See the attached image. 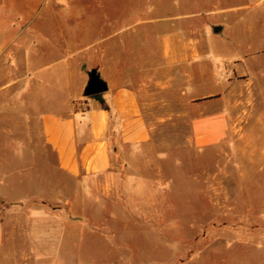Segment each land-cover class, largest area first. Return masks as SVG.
Listing matches in <instances>:
<instances>
[{
	"label": "rangeland",
	"instance_id": "obj_1",
	"mask_svg": "<svg viewBox=\"0 0 264 264\" xmlns=\"http://www.w3.org/2000/svg\"><path fill=\"white\" fill-rule=\"evenodd\" d=\"M107 11L119 18L128 65L134 51H158L172 37L171 74L145 82L141 96L149 141L109 172L75 180L57 170L36 129L24 146L23 114H0V264H264V0H0L13 37L0 90L11 83L18 96L20 33L57 23L66 31L69 20ZM55 44L43 63L61 58ZM207 95L224 98L229 130L199 148L191 103Z\"/></svg>",
	"mask_w": 264,
	"mask_h": 264
},
{
	"label": "crops",
	"instance_id": "obj_2",
	"mask_svg": "<svg viewBox=\"0 0 264 264\" xmlns=\"http://www.w3.org/2000/svg\"><path fill=\"white\" fill-rule=\"evenodd\" d=\"M107 14L104 20H69L66 31L57 23V30L52 28L50 32L38 27L34 34L20 33L15 40H33L35 44H19L25 51V73L18 82V96L12 95L11 83L0 90V114L10 116L12 112H20L24 115V146L28 129H36L42 145L54 155L57 170L75 180L109 172L121 156L149 141L150 132L141 107L144 83L156 80L157 75H163L165 79L168 73L171 74L173 55L167 43L171 36L162 39L163 47L158 51L150 45L134 51L128 65L120 59L125 55L119 54V18L115 20L111 11ZM51 24L56 25V22ZM135 29L122 33L135 34ZM144 33L148 41H155L154 30L148 29ZM12 42L11 24L0 23V57L11 56ZM55 43H63L61 58L43 63V52L49 47L54 51ZM33 51L40 55L33 58ZM82 63L96 69L106 83L107 90L100 95L103 104L83 96L87 72L92 69L85 71ZM157 64L163 66V71H156ZM107 70L114 72L116 78L104 77ZM216 79L213 84L219 85L220 81ZM188 91L186 86L185 96ZM224 104L223 97L214 95L193 100L191 107L196 114L191 121V133L195 146L209 147L225 139L229 118Z\"/></svg>",
	"mask_w": 264,
	"mask_h": 264
},
{
	"label": "water",
	"instance_id": "obj_3",
	"mask_svg": "<svg viewBox=\"0 0 264 264\" xmlns=\"http://www.w3.org/2000/svg\"><path fill=\"white\" fill-rule=\"evenodd\" d=\"M218 29L215 28L214 32ZM85 69V66H82ZM88 81L83 91V96L86 98L94 97L96 95H101L107 90L106 83L101 79L99 73L96 69H92L87 72Z\"/></svg>",
	"mask_w": 264,
	"mask_h": 264
},
{
	"label": "trees",
	"instance_id": "obj_4",
	"mask_svg": "<svg viewBox=\"0 0 264 264\" xmlns=\"http://www.w3.org/2000/svg\"><path fill=\"white\" fill-rule=\"evenodd\" d=\"M92 98H94L95 100H97V101H99L101 104H103V101L101 100L100 95H96V96H94V97H92Z\"/></svg>",
	"mask_w": 264,
	"mask_h": 264
}]
</instances>
